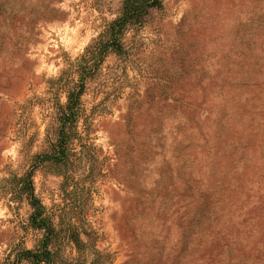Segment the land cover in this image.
Masks as SVG:
<instances>
[{"label": "rangeland", "instance_id": "obj_1", "mask_svg": "<svg viewBox=\"0 0 264 264\" xmlns=\"http://www.w3.org/2000/svg\"><path fill=\"white\" fill-rule=\"evenodd\" d=\"M120 1L0 0V264L42 238L4 193L32 169L62 259L264 264V0H161L82 70ZM81 80L74 156L34 168Z\"/></svg>", "mask_w": 264, "mask_h": 264}, {"label": "trees", "instance_id": "obj_2", "mask_svg": "<svg viewBox=\"0 0 264 264\" xmlns=\"http://www.w3.org/2000/svg\"><path fill=\"white\" fill-rule=\"evenodd\" d=\"M161 8V0H121L116 17L106 24L104 31L85 49L81 58L82 70L95 71L110 53L119 54L123 51V38L127 32L144 26L150 15ZM89 65V67H88ZM83 80L69 89L64 105L56 103L53 122L46 130V147L34 158V168L44 164L64 165L69 163L74 153L71 145L77 138V123L80 119V99L83 93ZM33 169L21 177L5 180L9 186L4 193L11 195V200L25 202L30 212L28 225L42 233L39 244L34 249L15 247L8 255L7 264H86L85 253L71 262L58 256L55 249L62 233L61 225L49 215L41 200L36 196L33 183ZM66 239L73 243L79 253L85 247L74 228L69 227ZM64 237V238H65ZM103 255L93 253L89 264H102ZM105 260V259H104Z\"/></svg>", "mask_w": 264, "mask_h": 264}]
</instances>
